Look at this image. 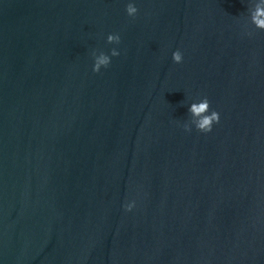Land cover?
I'll use <instances>...</instances> for the list:
<instances>
[{
    "label": "water",
    "instance_id": "1",
    "mask_svg": "<svg viewBox=\"0 0 264 264\" xmlns=\"http://www.w3.org/2000/svg\"><path fill=\"white\" fill-rule=\"evenodd\" d=\"M257 3L0 0V264H264Z\"/></svg>",
    "mask_w": 264,
    "mask_h": 264
},
{
    "label": "clouds",
    "instance_id": "2",
    "mask_svg": "<svg viewBox=\"0 0 264 264\" xmlns=\"http://www.w3.org/2000/svg\"><path fill=\"white\" fill-rule=\"evenodd\" d=\"M125 11L127 16L135 18L139 14L138 0H126ZM251 24L254 30L264 31V0H258L255 8L250 13ZM247 30V28H246ZM248 35H252L253 31H247ZM109 44L119 45L121 43V35L119 33H110L107 35ZM120 50L117 47L111 49L109 53H100L94 56V63L92 70L100 73L102 69L108 68L113 57H119ZM172 60L176 64H181L184 61V54L180 49L172 53ZM188 112L191 114L192 121L190 124H184L186 131L191 132L193 126L195 129L202 133H210L213 131L214 126L220 123L221 114L219 111L212 108L210 99L207 96L202 98L193 99L192 103L188 106ZM137 206L135 199L129 200L124 204L126 211L131 212Z\"/></svg>",
    "mask_w": 264,
    "mask_h": 264
}]
</instances>
